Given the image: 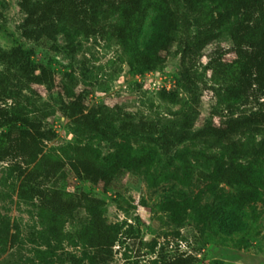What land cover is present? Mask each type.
Wrapping results in <instances>:
<instances>
[{
    "label": "trees",
    "instance_id": "trees-1",
    "mask_svg": "<svg viewBox=\"0 0 264 264\" xmlns=\"http://www.w3.org/2000/svg\"><path fill=\"white\" fill-rule=\"evenodd\" d=\"M18 5L24 14L18 25L21 37L35 43L46 40L58 49V37L64 34L66 58L72 59L79 50L71 44L69 30L85 39L114 42L129 54L136 73L161 69L174 53L180 58L178 87L189 93L199 78L198 58L209 44L225 37L233 53L231 60L220 55L205 67L221 107V121L215 124L209 119L195 129V115L185 108L173 112V119L163 120L137 119L123 104L89 106L86 92L71 94L65 85L57 86L53 69L35 62L30 50L0 44V164L10 162L11 173L20 182L19 197L37 201L43 243L68 241L92 250L88 257L72 256V264H112L114 247L132 235L133 227L124 229L126 221L108 223L102 198L84 190L69 191L59 185L58 177L70 171L96 186H110L127 171L151 168L158 148L169 156L189 141L204 142L207 149L180 154L186 174L191 167L189 154L211 161L213 169L201 172L203 177L235 191L229 211L219 219L220 227L225 232L243 229L246 208L264 200V179L257 169L264 159V0H19ZM151 11L149 35L141 43ZM34 86H46L50 92L59 89L57 97L50 99L64 108L76 136V142L60 153L46 150L53 138L46 120L55 115L56 107L40 101ZM179 89L162 87L158 97L180 104ZM247 106L252 108L244 109ZM88 136L97 144L86 142ZM103 142L114 150L108 160L102 156ZM188 206L187 200L162 204L174 221L182 218ZM81 210L85 218L74 231L66 230L67 221ZM18 240L19 232H12L0 215V255ZM197 262L194 253L176 252L150 264ZM37 264L55 263L40 258ZM133 264L148 263L136 260Z\"/></svg>",
    "mask_w": 264,
    "mask_h": 264
},
{
    "label": "rangeland",
    "instance_id": "rangeland-1",
    "mask_svg": "<svg viewBox=\"0 0 264 264\" xmlns=\"http://www.w3.org/2000/svg\"><path fill=\"white\" fill-rule=\"evenodd\" d=\"M18 3L19 0H0V12L3 14L0 18V44L6 49L19 44L30 50L35 62L53 69L57 86L65 85L71 94L86 92L89 106L123 104L124 109L136 115L137 119L144 116L163 120L173 119V112L185 108L188 114L195 115V129L203 127L209 119L215 124L220 123L221 107L216 104L210 71H205V67L210 59L220 55L227 60L233 58L227 38L216 40L203 50L197 61L199 78L194 92L189 93L178 87L180 58L174 53L161 69L136 73L126 51L99 37L85 39L69 30L71 44L79 49L72 59L66 58L63 52L69 50L64 34L58 37V49L46 40L35 43L22 38L18 25L24 14ZM153 15L154 11H151L141 43L149 35ZM162 87L179 89L182 102L177 105L162 102L158 97ZM33 88L40 101H50L56 107L55 115L46 120L53 131L46 150L55 149L60 153L63 147L76 142V136L70 130V119L64 108L50 99L51 95L57 97L59 89L57 87L50 92L46 86ZM251 108L247 106L244 109ZM84 140L97 144V139L91 136ZM102 145V156L108 160L114 150L108 148L106 142ZM206 149L204 142L189 141L168 156L158 148L159 154L151 168L127 171L110 186H96L70 171L61 174L58 183L69 191L84 190L102 198L108 223L122 224L126 221L122 224L124 229L129 225L133 227L132 235L114 247L112 264H133L136 260L150 264L154 259L176 252L196 254V264H264V200L246 208L242 214L243 229L225 232L219 219L229 211L234 189L225 183L214 185L203 177L201 172L213 169V163L204 157L189 154L191 167L186 174L180 154ZM257 169L264 179V159ZM19 183L10 171V162L0 164V215L10 224L12 232H19L18 242L0 255V264H37L40 258L55 264H72V256L88 257L92 250L78 243H43L37 201L21 199ZM262 191L264 193V188ZM170 199L187 200L190 204L179 221L172 220L162 208V204ZM85 216L84 210L79 211L74 219L67 221L65 229L74 231Z\"/></svg>",
    "mask_w": 264,
    "mask_h": 264
},
{
    "label": "built area",
    "instance_id": "built-area-1",
    "mask_svg": "<svg viewBox=\"0 0 264 264\" xmlns=\"http://www.w3.org/2000/svg\"><path fill=\"white\" fill-rule=\"evenodd\" d=\"M168 89H170V87H167Z\"/></svg>",
    "mask_w": 264,
    "mask_h": 264
}]
</instances>
